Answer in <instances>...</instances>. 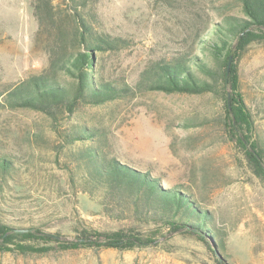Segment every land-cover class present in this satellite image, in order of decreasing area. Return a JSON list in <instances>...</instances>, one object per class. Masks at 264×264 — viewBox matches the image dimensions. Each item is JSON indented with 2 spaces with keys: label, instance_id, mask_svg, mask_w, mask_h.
I'll use <instances>...</instances> for the list:
<instances>
[{
  "label": "rangeland",
  "instance_id": "1",
  "mask_svg": "<svg viewBox=\"0 0 264 264\" xmlns=\"http://www.w3.org/2000/svg\"><path fill=\"white\" fill-rule=\"evenodd\" d=\"M55 4L66 8L62 0ZM94 13L89 19L97 30L128 41L101 58L119 85L133 91L105 104H83L69 118L59 111L55 123L44 113L5 103L14 87L48 70L52 42L48 33L38 34L33 0H0V156L14 167L6 179L0 175V223L61 233L69 241L84 229L136 228L146 234L157 229L161 237L133 250H63L55 243L27 240L22 243L53 249H0V264H264V176L229 138L225 103L232 89L224 82V63L214 60L208 44L220 43L218 31L231 45L236 42L231 29L245 18L241 2L98 0ZM192 54L212 66L206 76L212 91L148 89L146 74L157 63L179 55L190 60ZM232 65L238 69L239 90L255 121L256 138L264 144V41L252 42ZM57 78L72 82L64 72ZM77 127L106 132L112 156L159 177L164 189H190V199L219 238L199 231L194 232L206 240L186 231L170 232L147 217L121 213L119 209L130 205L126 200L116 201L120 204H114V217L107 215L103 193L82 185L75 168L86 160L81 152L96 146L95 141L66 142V133Z\"/></svg>",
  "mask_w": 264,
  "mask_h": 264
},
{
  "label": "trees",
  "instance_id": "2",
  "mask_svg": "<svg viewBox=\"0 0 264 264\" xmlns=\"http://www.w3.org/2000/svg\"><path fill=\"white\" fill-rule=\"evenodd\" d=\"M239 1L245 18L231 29L236 44L231 45L220 31L217 32L220 43L211 40L208 44L212 45L209 48L214 60L224 63V82L226 87L232 89L231 97L229 99L227 95L225 103V122L229 138L244 149L247 159L264 176V144L256 138L255 121L239 90L236 65H232L228 70L231 56L233 62H236L252 42L264 41V0ZM62 2L66 8L55 4V0H33L35 16L40 27L38 34L45 32L51 37V64L44 73L33 75L18 84L5 98V103L11 107L44 113L55 123L60 112L69 118L78 112L83 104H105L133 91L129 86L121 87L104 66L102 55L124 48L128 41L102 33L91 23L89 18L95 15L94 9L98 0ZM190 57L189 60L187 55H179L157 63L156 67L146 74L150 83L148 89L187 94L212 91L213 84L206 78L212 73V66L197 55ZM189 62L199 69L200 76L193 72ZM60 72L69 74L72 82L61 83L57 78V73ZM85 139L95 141L96 146L81 152L86 160L75 168L82 185L94 187L103 193V206L107 215L114 217L115 207L120 204L116 201L126 200L130 205L119 209L121 213L128 210L138 219L147 217L151 221L164 224L170 232L186 231L198 235L195 232L199 231L219 238L216 229L209 223L208 216L190 199V189L183 186L164 189L159 177H152L149 172L121 162L119 158L111 155L108 134L98 128L77 127L66 133L68 144ZM74 157L78 158L76 155ZM13 169V162L6 156H0V175L3 180ZM92 191L89 193L94 197ZM14 229L0 223V249L22 253L49 252L53 249L50 246L40 248L22 243L33 240L45 245L55 243L63 250H133L154 245L161 237L157 229L150 234L140 232L136 228L113 232L84 229L75 240L69 241L64 239L61 233H49L33 228L28 233L19 234L15 233ZM198 236L199 239L206 240L205 237ZM17 240L19 242H16ZM11 245L14 248L10 247ZM217 262L228 264L219 260Z\"/></svg>",
  "mask_w": 264,
  "mask_h": 264
},
{
  "label": "water",
  "instance_id": "3",
  "mask_svg": "<svg viewBox=\"0 0 264 264\" xmlns=\"http://www.w3.org/2000/svg\"><path fill=\"white\" fill-rule=\"evenodd\" d=\"M232 61H233V56H231L230 59H229L228 70H230V68H231ZM229 99H230V94H229ZM229 105H230V101H229ZM30 231H31V229H29V228H17V229H14V232L15 233H19V234L28 233ZM0 244H1V241H0Z\"/></svg>",
  "mask_w": 264,
  "mask_h": 264
}]
</instances>
